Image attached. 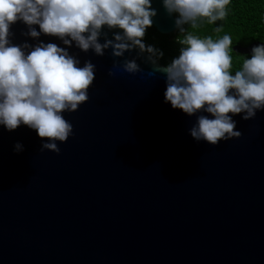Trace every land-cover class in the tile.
Returning <instances> with one entry per match:
<instances>
[{
  "label": "water",
  "instance_id": "water-1",
  "mask_svg": "<svg viewBox=\"0 0 264 264\" xmlns=\"http://www.w3.org/2000/svg\"><path fill=\"white\" fill-rule=\"evenodd\" d=\"M152 3L153 27L177 35L175 15ZM11 31L16 45L65 47L27 38L22 22ZM260 44L233 51L251 56ZM67 50L96 79L88 102L64 114L74 134L57 142L60 155L41 151L27 126L0 127V264H264V112L234 118L240 139L198 143L196 118L165 103L166 77L146 56L141 73L109 76L111 49Z\"/></svg>",
  "mask_w": 264,
  "mask_h": 264
},
{
  "label": "clouds",
  "instance_id": "clouds-1",
  "mask_svg": "<svg viewBox=\"0 0 264 264\" xmlns=\"http://www.w3.org/2000/svg\"><path fill=\"white\" fill-rule=\"evenodd\" d=\"M162 3L170 17L177 16L175 27L183 37L179 56L166 66H160L164 53L144 42L158 14L152 0H0V127L13 133L27 126L41 139V151L60 155L57 142L64 144L74 134L64 114H74L88 102L96 79V66L89 61L81 67L67 50L74 43L82 52L91 50L99 57L111 49L115 62L109 76L117 71L141 73L137 60L146 56L153 72L166 77L165 103L196 118L189 132L196 142L218 146L240 139L234 118L250 121L264 112V43L254 47L251 58L246 57L233 74L232 37L214 40L195 34L204 24L226 20L232 0ZM18 22L27 26V38L58 37L65 47L13 44L11 28ZM105 27L122 34L116 32L109 39L102 31ZM222 30L223 25L214 29ZM136 50V58H125ZM14 151L22 153L23 145L16 143Z\"/></svg>",
  "mask_w": 264,
  "mask_h": 264
},
{
  "label": "trees",
  "instance_id": "trees-1",
  "mask_svg": "<svg viewBox=\"0 0 264 264\" xmlns=\"http://www.w3.org/2000/svg\"><path fill=\"white\" fill-rule=\"evenodd\" d=\"M177 18V16H175ZM223 25L219 33L214 31L215 27ZM186 28L188 26H185ZM195 34L201 38L212 36L219 39L224 35L232 37L233 74L242 67L244 59L251 58L249 55H241L233 51L234 46L247 47L254 42L264 43V0H232L228 9L226 20L218 22L217 25L204 24ZM179 33L173 36L161 35L155 27L147 30L144 42L153 45L164 53L160 61L162 65L171 63L179 56L181 45Z\"/></svg>",
  "mask_w": 264,
  "mask_h": 264
}]
</instances>
